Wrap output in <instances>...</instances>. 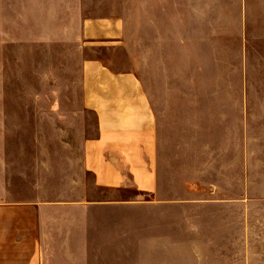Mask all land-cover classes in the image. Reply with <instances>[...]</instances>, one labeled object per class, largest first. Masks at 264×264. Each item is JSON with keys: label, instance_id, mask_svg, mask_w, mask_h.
Wrapping results in <instances>:
<instances>
[{"label": "crops", "instance_id": "obj_1", "mask_svg": "<svg viewBox=\"0 0 264 264\" xmlns=\"http://www.w3.org/2000/svg\"><path fill=\"white\" fill-rule=\"evenodd\" d=\"M0 30L17 79H53L37 122L0 125L23 134H0V264H200L247 226L264 0H0Z\"/></svg>", "mask_w": 264, "mask_h": 264}, {"label": "rangeland", "instance_id": "obj_2", "mask_svg": "<svg viewBox=\"0 0 264 264\" xmlns=\"http://www.w3.org/2000/svg\"><path fill=\"white\" fill-rule=\"evenodd\" d=\"M8 25L5 22V29ZM1 31V30H0ZM1 38V34H0ZM9 46H4L8 48ZM107 54V53H106ZM117 56V64L120 69H125V65L129 62L124 61L123 52L112 53ZM143 62V52L138 53ZM5 59L10 64L7 67H1V61ZM16 53L14 51H3L0 42V125L6 124L9 127L16 124H29L37 122L32 115L33 103L39 102V98H47V94L51 90L50 80L53 79H17V75L31 76L32 72L26 69H17L15 67ZM131 63V62H130ZM18 71V73H17ZM44 74L46 69H40ZM139 72L143 77V66L139 68ZM43 102V101H41ZM42 117H38V122ZM8 138H17L20 133L3 132ZM28 134V133H26ZM250 198L249 210L246 221L241 217L240 213L235 217L232 213L233 220L242 225L247 223L245 228H218L217 241L212 244H201V255L208 257L202 258L200 264H264V199L262 197ZM259 200V201H258ZM224 215L225 213H221ZM231 213H228V216ZM197 261H195L196 263ZM182 264H193V261L185 260Z\"/></svg>", "mask_w": 264, "mask_h": 264}]
</instances>
